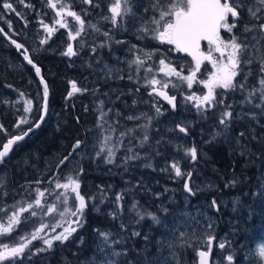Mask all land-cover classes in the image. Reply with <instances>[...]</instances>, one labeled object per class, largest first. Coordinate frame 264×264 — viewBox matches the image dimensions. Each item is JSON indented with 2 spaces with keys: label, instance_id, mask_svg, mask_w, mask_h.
Segmentation results:
<instances>
[{
  "label": "rangeland",
  "instance_id": "374dc122",
  "mask_svg": "<svg viewBox=\"0 0 264 264\" xmlns=\"http://www.w3.org/2000/svg\"><path fill=\"white\" fill-rule=\"evenodd\" d=\"M42 1L49 12L45 23L53 26L56 19L55 11L47 6V0ZM64 2L68 4L70 10L77 12L85 21V30L76 40L84 39V43L90 46L88 55L94 57L98 73L102 80L109 81V84L91 96V105L95 99L98 98V100L95 101L91 111L89 109L87 115L90 121L87 126L92 133L88 142L73 152L70 160L60 167L50 182H40L42 180L40 177L51 174L53 166L61 157L55 154L40 158L39 162L37 160L33 164V168L37 166L34 171L37 179L31 182L39 181L43 184H29L25 188L22 199L3 206L4 211L11 215L9 206L17 205L18 202H23L26 206L27 202L34 200L37 190L45 192V197L42 199V203L46 205L45 208L38 209L36 217L25 213V216H29V222L17 226L13 233L0 236V244L12 245L20 236L29 235L35 228L40 227L41 221L44 224L59 221L61 218L58 215L45 214L47 205H56L61 210L64 207L58 203L57 195L65 190L56 189L55 185L57 182L66 183L71 177L80 181L81 190L83 185L81 179L85 173L76 171L83 165L85 170L91 171L93 175L90 181L84 184L87 192L81 194L87 203L86 208L89 210L87 215L91 214L88 216V232L92 237L93 248L92 254L82 264H107L108 260H115L117 264H129V262L131 264H195L196 251H205L208 248L209 237L213 239L210 264H229L227 260L229 255L233 257L232 264H264V260H261L257 254L260 245L264 244L263 231L261 235L258 234L253 247L248 240H244L249 252L248 257L245 255L244 259L242 257L241 261L235 262L238 257L235 250L239 248L235 246V242L239 237H245L243 233L247 229L244 222V191H239V194L232 191L231 196L228 197L229 193L223 186L214 198L208 199V195L218 187L211 178L199 170V160L204 159L203 153L209 141H215L216 144L229 148L228 152L237 153L236 157H238L242 155V138L250 141L253 137L264 140V114L252 105L242 103L248 90L259 87L256 75L257 65H242L240 75L235 78L240 84L246 85L245 91L242 92L239 87L227 92L217 89L216 91L221 93L217 101L222 103H216L215 107L207 111H198L194 106L195 102L185 100V96L205 94L207 90L202 84L194 82L192 88L185 91L183 90L185 81L175 76L165 77L159 71V61L163 59L166 64L186 76L192 68L191 62L180 54L176 55L168 44H162L151 35L138 31L153 16L151 0H130V7L135 15L130 13L115 27L110 20L104 19L105 16H111L109 7L112 0H93L91 5L83 4L80 0H64ZM243 2L246 5L253 4V0H243ZM1 13H4L2 3H0ZM5 14L6 22L4 23L1 18L0 26L6 36L14 40L24 37L27 45L36 53L52 41H56V45H62L66 40L67 44L61 51L63 53L68 43L75 41L69 40L70 28H59L56 25L57 31L48 38L40 22L36 28L29 29L26 28L25 17H20V13L15 14L13 11L6 10ZM241 17L232 34L222 29L221 36L227 39L234 34L239 37L241 43L251 45L255 43L252 40L253 33H245L243 26L255 21L248 18L246 10H241ZM67 20L78 27L71 17H67ZM90 25H95L99 31ZM41 40L47 42L42 44ZM210 47L212 46H205L204 52L208 53ZM147 54H151V59ZM212 54L214 57H219V53ZM137 58L144 61L143 66L133 63ZM5 62H9V55L5 50L0 49V65H5ZM149 68L151 71H148ZM250 68L252 74L249 75ZM211 71L212 66L206 61L197 74V81L207 79ZM245 75H247L246 80ZM153 77L161 81H170L167 89L177 98V114L174 115V119L160 121L161 113L156 112L154 102L147 98L149 96L138 95L135 92V90L152 88L148 80ZM26 78L23 96L20 92L6 88V85L0 83V105L11 113L15 120L13 126L22 116L29 117L32 114L37 115L38 118L40 115L42 92L29 77ZM72 85L73 83L69 82L67 89ZM157 88L161 86L157 85ZM27 100L32 101L30 113H25L23 110ZM255 103H259L258 97L253 99V104ZM226 105L232 106L228 109L233 113L230 121L236 122L232 126L229 125L228 129H224L219 124L221 113ZM48 111L47 106L46 116ZM13 113L19 114L15 118ZM101 113L106 115L101 118ZM250 113H256L257 119H250L248 115ZM129 116L137 118L129 120L127 118ZM98 124L101 126L98 127ZM178 125L187 129V135L179 132ZM240 132H244L245 135L241 137ZM106 136H110L111 139L107 141L105 148L111 147L115 153L111 164L105 163L106 150L100 156L97 155ZM145 136L148 137L147 140L144 139ZM5 137L4 131L0 129V146ZM237 139L240 144H237ZM192 147H196L198 158L189 165L191 157L185 155V150ZM90 149H92L91 152ZM130 155L138 158L125 163V158ZM244 160L243 158L245 167L247 163ZM174 162H179L182 172L191 174L188 181L194 193L191 197L182 191L185 176L177 178L170 167ZM147 164L151 167H146ZM117 195L123 197L119 205L116 202ZM68 197L71 203L74 200V194L69 191ZM213 200L216 202L215 207L211 206ZM133 204H136V209L132 208ZM173 205L174 210L168 208ZM112 212L116 213L115 219L110 215ZM137 212L144 218L140 219ZM147 213L157 217L158 222H154ZM229 215L235 219L230 220ZM0 216L4 221L7 220L3 212H0ZM122 224L123 227H121ZM260 228L261 225L258 226V229ZM62 230L63 228L60 227L53 232L51 228H45L40 236L47 239ZM100 232L112 233L109 242L122 240V243L111 244L109 247L99 235ZM260 236L262 237L259 238ZM77 238L75 232L68 240L77 241ZM56 243L60 242L54 241L53 246ZM221 243L225 245L223 249L219 247ZM37 249L45 250L37 251ZM50 249L46 248L42 239L32 241L17 264H29L33 253L40 255ZM113 250L122 254L119 257L113 256L111 254Z\"/></svg>",
  "mask_w": 264,
  "mask_h": 264
},
{
  "label": "snow or ice",
  "instance_id": "6c2138e0",
  "mask_svg": "<svg viewBox=\"0 0 264 264\" xmlns=\"http://www.w3.org/2000/svg\"><path fill=\"white\" fill-rule=\"evenodd\" d=\"M23 2L24 0H20V3ZM80 2L91 5L93 0H80ZM0 3H2L3 9L14 11L13 4L9 3L8 0H0ZM47 6L55 11L56 16L53 26L44 24L43 21H41V25L48 38H51L53 33L57 31L56 25H58L59 28L71 29L68 32L70 41H74L81 36L85 30V21L77 12L70 10L68 4H66L64 0H47ZM26 7H30V5H26ZM150 7L152 9L153 16L144 25H142L138 31L151 35L153 39L162 44L174 46L176 51L186 53L194 62V67L191 68L188 75L184 76L181 75L180 71H177L169 64H166L165 60L161 59L159 61L160 73H162L165 77L175 76L181 81H185L189 89L192 88L194 82H199L202 84L203 88L207 90L203 95H187L185 96V100L190 102L194 101V106L198 111H207L210 108L215 107L216 103H222V101H217V97L221 93H218L216 90L223 89L227 92L234 91L237 87H239L242 92L245 91L246 85L240 84L235 80V78L240 75L242 65L251 66L256 64V75L259 87H253L251 90H248L242 103L252 105L256 109H259L261 114H264V15H261V13H264V0H253V4L248 5H246L243 0H151ZM241 10H246L248 18L255 21V23L245 24L243 26V31L245 33H253L252 40L255 41V43L251 45L241 43L239 41V37L234 34L230 35L227 39L221 36L222 29L229 34L233 33V29L237 27L239 20L242 18ZM109 12L111 13V16H105L104 19L110 20L114 27L117 26L119 22L123 21L130 13L135 15L132 13L130 0H112ZM67 17H71L75 22V25H78V27L70 24ZM229 17L232 18L231 21L229 20ZM90 26L96 31H99L95 25ZM202 41H207L208 45L212 46L207 54L201 51ZM46 42V40H41L42 44ZM12 43L18 50L22 47V45L16 43L14 40ZM249 48H251V51H249ZM213 52L219 53V57H214L212 54ZM246 53L247 55H245ZM62 55L69 58L77 55L72 43H68L67 48ZM147 55L148 58L151 59V54ZM225 57L226 59H224ZM24 60L31 64L35 69L37 76H40L41 69L33 63L26 53L24 54ZM204 61L211 64L212 71L208 75L207 79L197 81V73L201 71V65ZM133 63L138 66H143L144 61L137 58L133 61ZM148 71H151V68H149ZM248 74H252L251 68ZM244 78L246 80L247 75H245ZM40 83L43 85L44 108L46 110L49 89L43 77L40 78ZM169 83L170 81H161L155 77L148 80V84L152 87V92L166 100L175 110L176 97L169 96L167 92L164 91V89L168 88ZM157 85H160L161 88L158 89ZM173 86L175 87V85ZM80 91L81 89L77 88L75 83H73L72 92H69L68 95L70 97L73 93ZM21 96H23L22 93ZM256 97H258L259 103L253 104V99ZM31 105V100L25 101L23 109L25 113L31 112ZM231 107V105H226L225 110L221 113L219 124L222 125L224 129L229 128L230 120L233 117V113L228 110ZM160 111V108L156 107V112L158 114ZM104 115L106 114L101 113V118H103ZM248 115L252 120L257 119L256 113H250ZM43 118L44 117L41 116L40 120L42 121ZM127 118L132 120L137 117L129 116ZM24 124L30 125V121L27 116L22 117L18 121L16 127L19 128ZM35 126L39 127V124H36ZM100 126L101 125L98 124V127ZM177 127L179 132L187 135V129L185 127L180 125ZM32 130L33 128L30 125L27 130H21L19 134L11 135L7 142L3 143V149L0 150V160H3V158L9 154V151L12 149L14 144L23 140ZM121 135H123V133ZM239 135L243 137L245 133L240 132ZM110 139V136H106L104 138L100 150L97 153V155L100 156L106 150L107 155L104 157V160L105 163L108 164L113 163V157L115 155L113 148H105L107 141ZM144 139L147 140L148 137L145 136ZM253 139H255V137H253ZM237 144H240L239 139H237ZM79 146L80 141H77L74 145V149ZM246 149L247 145H243L241 151L242 155L245 154ZM185 155L190 156L192 161H196L198 158L196 147L186 149ZM137 158V156L130 155L125 158V163H127L128 160H134ZM67 159L68 157H64V160ZM64 160L60 163H63ZM145 166L151 167L150 164ZM170 167L175 172V176L177 178H181L186 175L190 177L191 175L190 173H184L181 171L179 162L172 163ZM37 183H39V181H37ZM232 183H235V181ZM0 187H2V185H0ZM55 188L65 190L57 195L58 203L64 205V207L61 210L57 208L56 205H47L45 214H56L61 219L48 224H44L43 221H41L40 227L35 228L29 235L20 236L19 239L12 245L0 244V264H17V261L25 254L26 250L29 249V245H31L32 241L42 239L46 248L50 249L52 248L54 241L64 243L72 236L73 233L77 231L79 227H82V220L87 203L85 197L80 193V181L69 177L66 183L57 182ZM184 190L190 195L194 194L187 180L184 183ZM69 191L74 194V200L71 203L68 197ZM44 197L45 192L37 190L34 200L27 202L26 206L23 202H18L17 205L9 206L11 215H8V212L4 211V208L0 206V212H3L4 216H7L6 221H4L3 217L0 216V236L13 233L17 226L29 222V216H25V213H30L31 217H36L38 215L37 210H43L46 206L45 203H42V199ZM122 199L123 197L121 195H117L116 202L118 205ZM211 206H216V202L214 200ZM136 207V204L132 205L133 209H136ZM110 215L114 219L116 218L115 212L110 213ZM137 215L140 219L144 218V216L139 212H137ZM147 215L150 216L154 222H158L157 217L151 213H147ZM60 227H62L63 230L50 238L45 239L40 236V233L43 232L45 228H51V230L55 232L56 228ZM121 227H123V224ZM99 235L103 238L104 243L109 247H111V244L122 243V240L109 242V237L112 235L110 232H100ZM134 235H139V233H134ZM211 245L212 237H209L208 250L198 252L200 257L199 264H209ZM219 247L223 249L225 245L221 243ZM44 250L45 249H37V251ZM34 254L35 253H33V255ZM111 254L119 257L122 253L113 250ZM123 254L126 255V253ZM257 254L261 260H264V244L260 245L257 250ZM227 260L229 264H232L233 257L229 255L227 256ZM107 264H117V262L115 260H108ZM129 264H131V262H129Z\"/></svg>",
  "mask_w": 264,
  "mask_h": 264
},
{
  "label": "trees",
  "instance_id": "16d2710c",
  "mask_svg": "<svg viewBox=\"0 0 264 264\" xmlns=\"http://www.w3.org/2000/svg\"><path fill=\"white\" fill-rule=\"evenodd\" d=\"M8 2L13 4V12L15 14L20 13V17H25L26 28L34 29L41 21L46 24V17L49 12L45 9V4L42 0H24L23 3H20V0H8ZM26 5H30V7H26ZM8 38L11 39L10 37ZM25 40L22 37V39L14 41L22 45V48L27 51L29 58L41 69V77L44 78L49 89L47 103L49 111L37 131L32 132L23 142L17 144L9 157L0 164V185H2L0 187V206L2 207L11 204L17 199H22L25 188L29 186L28 183L37 179V176L34 175L37 166L33 168V164L37 160L39 162L40 158L55 154L58 157H62L77 141H80L79 149L88 142L87 140L92 133L87 126L88 122H90L87 115L89 109L91 111L95 101L98 100V98L93 99L94 101L91 105V96L97 94L99 89L102 90L106 84H109V81H103L98 73L97 62L93 60L94 57L88 55L90 46L84 43V39L72 42L77 55L71 58L61 53L67 44L66 40H64L62 45H56L57 42L52 41L45 48H40L37 53L30 49ZM169 47L176 55H179V52L172 45H169ZM0 49L5 50L9 55V62H5L6 64L3 66L0 65V83L6 85V88L9 87L23 93L26 77H29L39 88L30 68L22 63L21 51L15 50L1 36ZM69 82L75 83L76 87L81 89L80 92L70 97L67 95V84ZM164 91L171 94L168 89H164ZM147 98L154 102L155 107L160 108V121L166 122L169 118H175L177 109L174 113H170L167 107L154 97ZM13 115L15 118L17 117L16 113H13ZM28 118L30 125H32L36 121L37 115L33 116L30 114ZM13 121L15 120L12 118L11 113L0 105V129L4 131L5 139L11 135L19 134L21 130H25L30 126L29 124H24L18 128L16 127L17 124L13 126ZM235 123V121H230L229 125L232 126ZM241 142L242 147L250 142L254 150L260 148L261 144V149H264V140H259L256 137L251 141L242 138ZM228 150L229 148L218 145L215 141H209L205 148V153H203L204 159L199 158L200 172L211 178L216 187H218V189L208 195V199L214 198L223 186L229 193L228 197L231 196L232 191L233 193L244 191L246 177L243 158L245 154L236 157L237 153H229ZM76 172L85 173L81 179L83 185L80 190V193L84 194L85 191L87 192L84 184L93 177L92 172L85 170L83 165ZM49 175L41 176L42 178L40 177V179L42 180L40 182H44ZM233 181L236 184H233ZM234 196L236 197L237 195ZM174 207L173 205L168 208L174 210ZM88 211L86 208L82 227H79L76 231L77 241L67 240L64 243H56L44 254H34L29 264H82L92 254L93 248L92 237L88 232V216L91 215H87ZM229 219L233 220L235 217L229 215ZM244 234L245 237L241 238L243 243L235 250L238 255V262L242 260V257L244 259L245 255L248 257L249 252L245 241L248 240L251 247H253L258 238V236L251 237L246 233Z\"/></svg>",
  "mask_w": 264,
  "mask_h": 264
},
{
  "label": "flooded vegetation",
  "instance_id": "af4514ba",
  "mask_svg": "<svg viewBox=\"0 0 264 264\" xmlns=\"http://www.w3.org/2000/svg\"><path fill=\"white\" fill-rule=\"evenodd\" d=\"M3 11L4 13L0 14V21L1 18H3V22L5 23L7 15L5 14L6 10L3 9ZM229 19L231 18L229 17ZM0 30H2L1 27ZM2 32L5 34L4 31ZM207 45L208 44L202 45V52H204L203 48ZM143 91L144 90H135L138 95H144ZM261 146L257 150H254L251 143H249L244 155V162L247 163L244 167L246 177L244 186V222L247 227L245 233L251 237H256L258 234L261 235L262 231L264 232V229H262L264 225V149H261ZM260 225L261 228L258 229ZM261 237L262 236L259 238ZM242 243L243 241L241 237H239L235 242V246L240 247ZM235 262H238L237 258Z\"/></svg>",
  "mask_w": 264,
  "mask_h": 264
},
{
  "label": "water",
  "instance_id": "95a60500",
  "mask_svg": "<svg viewBox=\"0 0 264 264\" xmlns=\"http://www.w3.org/2000/svg\"><path fill=\"white\" fill-rule=\"evenodd\" d=\"M230 18H231V17H230ZM231 19H232V18H231ZM0 34H1L2 38H3V40H4L7 44H9V45H11L12 47H14L15 50H18V49L15 47V45L12 43L13 40L9 39V38H8V37H7L2 31H0ZM204 44H208L207 41H202V42H201V47H202V45H204ZM173 47H174V46H173ZM174 49H175V47H174ZM175 50H176V49H175ZM19 51H21V53H20V57H21V59H22V63H23V65L26 66V67H29V68H30L31 73H32V76L34 77L35 81L37 82V85L39 86V88H40V90H41V92H42V99H41V105H40V115H39V117L37 118V120L31 125L32 128H33V130L28 134V136H29L32 132L37 131V129H38V128L40 127V125L42 124V122H43V120H44V118H45V115H46V110H45V108H44L43 85L40 83L41 73H40V76H37V74H36V72H35V69L32 67V65L29 64L27 61L24 60V54H25V53L27 54V51H26L25 49H23L22 47L19 49ZM201 51H202V50H201ZM179 53H180L183 57H185L186 59H188V60L191 62V64H192V68H193V67H194V62L192 61V58H191L190 56H188L186 53H183V52H179ZM205 54H206V53H205ZM27 55H28V54H27ZM205 62H206V61H204V63H205ZM201 66H202V65H201ZM189 72H190V71H189ZM189 72H188L186 75H188ZM198 73H199V72H198ZM198 73H197V74H198ZM158 89H159V88H158ZM184 90H185V91H188V90H189V88L187 87V83H186V82H185ZM69 92H72V87H69V88L67 89V95H68ZM143 92H144V94H145L146 96L154 97V98H155L156 100H158L160 103H162L163 105H165L170 113H174V112H175L176 108H175V110H174V109L171 107V105L168 104V102H167L166 100H164L162 97L157 96L155 93H153V92H152V88H150V89H146V90H144ZM77 93H78V92L73 93V94H77ZM150 93H151V94H150ZM167 94H168L169 96H175V94H173V95H171V94H169V93H167ZM175 97H176V96H175ZM47 103H48V101H47ZM175 103H176V100H175ZM41 116L44 117L42 121L40 120V117H41ZM36 124H39V127H36V126H35ZM25 130H27V129H25ZM28 136H26L23 140L18 141L16 144H14L13 147H12V149L9 151V154H8L6 157H4L3 160H0V164H1L2 161H4L5 159H7V158L9 157V155L11 154L12 150L14 149V147H15L17 144L23 142ZM9 138H10V137L6 138V139L3 141V143H6L7 140H8ZM3 143H2L1 146H0V150L3 149ZM76 143H77V142H76ZM76 143H75V144H76ZM75 144H74V145H75ZM74 145L69 149V151H68L64 156H62V157L60 158V160H59L58 162L55 163V165H54L53 168H52L51 174L49 175V177H48L43 183L50 182V180L53 179V178L56 176V174H57L58 170L60 169V167L63 166L67 160H70V158L72 157L73 152L77 149V148L74 149ZM69 154H71V155H69ZM64 157H68V159H67V160H64ZM62 160H64V162H63V163H60ZM192 163H193V161L190 160L188 164L190 165V164H192ZM188 173H190V172H188ZM190 176H191V175H190ZM189 179H190V177L187 176V175L184 177V179H183V183H182V191H183L188 197H191V195H190L188 192H186V191L184 190V183H185L186 180L189 181ZM28 184H30V185H40L41 183H40V182H39V183H37V182H33V183H32V182H31V183H28ZM212 241H213V239H212ZM207 245H208V241H207ZM211 247H212V245H211ZM207 250H208V248H207L205 251H207ZM199 251H202V250H197V251H196V260H195V264H199V262H200V257H199V255H198V252H199ZM210 253H211V252H210ZM210 253H209V264H210Z\"/></svg>",
  "mask_w": 264,
  "mask_h": 264
},
{
  "label": "bare ground",
  "instance_id": "6f19581e",
  "mask_svg": "<svg viewBox=\"0 0 264 264\" xmlns=\"http://www.w3.org/2000/svg\"><path fill=\"white\" fill-rule=\"evenodd\" d=\"M150 97V96H149Z\"/></svg>",
  "mask_w": 264,
  "mask_h": 264
}]
</instances>
